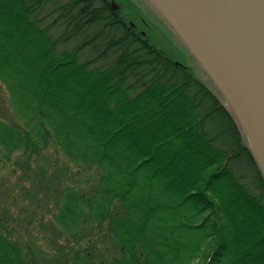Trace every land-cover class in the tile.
<instances>
[{"label":"trees","instance_id":"obj_1","mask_svg":"<svg viewBox=\"0 0 264 264\" xmlns=\"http://www.w3.org/2000/svg\"><path fill=\"white\" fill-rule=\"evenodd\" d=\"M110 1L0 0V168L52 216L42 248L0 210V264H264V177L236 118L154 8L206 84Z\"/></svg>","mask_w":264,"mask_h":264},{"label":"water","instance_id":"obj_2","mask_svg":"<svg viewBox=\"0 0 264 264\" xmlns=\"http://www.w3.org/2000/svg\"><path fill=\"white\" fill-rule=\"evenodd\" d=\"M148 2L224 99L264 177V0Z\"/></svg>","mask_w":264,"mask_h":264},{"label":"rangeland","instance_id":"obj_3","mask_svg":"<svg viewBox=\"0 0 264 264\" xmlns=\"http://www.w3.org/2000/svg\"><path fill=\"white\" fill-rule=\"evenodd\" d=\"M144 0H111L118 10L124 15L127 23L136 27L140 32H143L150 38L153 44L158 48L164 49L169 53L178 63H181L193 72L196 78L204 82V77L201 76L199 68L191 57L183 51L181 45L171 35L170 31L166 28L163 21L159 16L150 12V7H146L143 3ZM146 3V2H145ZM86 54H84L85 58ZM204 84H206L204 82ZM7 101V93L3 86L0 84V112L3 111ZM8 116V115H7ZM45 154L49 155L57 161L63 162L64 157L61 155L60 150L51 145L48 147ZM87 175V174H86ZM83 178H85V176ZM21 173L18 169L13 168L7 164L4 168H0V191L10 193L9 198L4 196L0 199V210L8 216L13 230V233L21 241L36 242L42 248L47 247V241L52 235L49 233L52 216L45 214V211L36 210L35 213H30L32 203L24 199L20 193L19 188L28 187L27 180H21ZM19 183V184H18ZM18 186V187H17ZM50 212L53 208L50 207ZM23 211L22 213L20 212ZM60 240V239H59ZM58 241V240H57ZM61 243V242H59ZM48 251H52L48 249ZM52 253V252H51Z\"/></svg>","mask_w":264,"mask_h":264},{"label":"flooded vegetation","instance_id":"obj_4","mask_svg":"<svg viewBox=\"0 0 264 264\" xmlns=\"http://www.w3.org/2000/svg\"><path fill=\"white\" fill-rule=\"evenodd\" d=\"M145 2L143 3L146 7H150V12H152V11H154L153 10V8L149 5V3L146 1V0H144ZM117 9H118V7H116ZM155 13V12H154ZM156 14V13H155ZM128 25H130L132 28H134V29H136V27L134 26V25H132V24H130V23H128ZM140 32V31H139ZM141 34H143V32H140ZM144 35V34H143Z\"/></svg>","mask_w":264,"mask_h":264},{"label":"bare ground","instance_id":"obj_5","mask_svg":"<svg viewBox=\"0 0 264 264\" xmlns=\"http://www.w3.org/2000/svg\"><path fill=\"white\" fill-rule=\"evenodd\" d=\"M146 1H148V0H146ZM110 4H113V3H110Z\"/></svg>","mask_w":264,"mask_h":264}]
</instances>
